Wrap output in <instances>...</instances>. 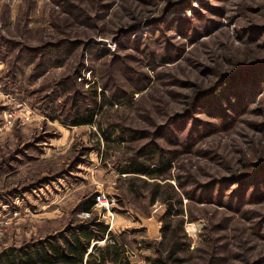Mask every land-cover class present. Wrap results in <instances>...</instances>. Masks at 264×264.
<instances>
[{"label":"rangeland","instance_id":"1","mask_svg":"<svg viewBox=\"0 0 264 264\" xmlns=\"http://www.w3.org/2000/svg\"><path fill=\"white\" fill-rule=\"evenodd\" d=\"M89 218L129 264H264V0H0V253Z\"/></svg>","mask_w":264,"mask_h":264},{"label":"trees","instance_id":"2","mask_svg":"<svg viewBox=\"0 0 264 264\" xmlns=\"http://www.w3.org/2000/svg\"><path fill=\"white\" fill-rule=\"evenodd\" d=\"M93 111L86 114H75L71 120L72 125L93 123ZM105 137H110L105 133ZM152 155L147 157L144 152H139V156L144 155L145 160L131 159L132 162L123 165L121 173H132L135 175H145L155 178L159 175L157 168L150 166L147 159L155 157V149H152ZM94 204V194L90 199H83L79 205L82 211H89ZM110 235L109 226L97 218H89L70 228H67V234L59 233L56 236H50L46 240L33 244L30 247L13 248L0 253V260L5 264H32V263H62V264H106L107 261L118 264H129L123 247L110 239V242L103 246H98V240ZM109 237V236H108ZM97 251V252H96ZM174 250L172 249V252Z\"/></svg>","mask_w":264,"mask_h":264},{"label":"built area","instance_id":"3","mask_svg":"<svg viewBox=\"0 0 264 264\" xmlns=\"http://www.w3.org/2000/svg\"><path fill=\"white\" fill-rule=\"evenodd\" d=\"M114 196L110 195L109 193L98 190L94 193V207L98 209H107L109 205L113 202ZM86 215H89V211L84 212ZM110 228V227H109Z\"/></svg>","mask_w":264,"mask_h":264},{"label":"crops","instance_id":"4","mask_svg":"<svg viewBox=\"0 0 264 264\" xmlns=\"http://www.w3.org/2000/svg\"><path fill=\"white\" fill-rule=\"evenodd\" d=\"M109 229H111V227Z\"/></svg>","mask_w":264,"mask_h":264}]
</instances>
